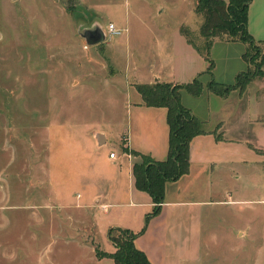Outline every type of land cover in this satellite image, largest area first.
<instances>
[{"label": "rangeland", "instance_id": "obj_1", "mask_svg": "<svg viewBox=\"0 0 264 264\" xmlns=\"http://www.w3.org/2000/svg\"><path fill=\"white\" fill-rule=\"evenodd\" d=\"M196 2L0 0V264H82L65 200L70 189L93 181L104 154L131 152L119 132L125 88L148 79L150 66H158L151 56L171 55L166 42L181 67L178 79L194 81L201 93L212 81L232 85L248 69L245 53L252 66L261 64L246 44L216 38L208 53L212 76L206 73L209 63L181 33L204 48ZM252 3L248 33L264 50V0ZM112 24L119 34L108 31ZM98 26L107 29L105 39L89 45L81 35ZM245 91L244 98H228L226 119L238 135L264 146V127L251 123H264L263 80L255 77ZM97 134L106 136L100 148ZM257 150L263 163L249 158L247 173L230 181V198L242 201L210 212L215 239L204 236L209 227L200 219L195 264H264V149Z\"/></svg>", "mask_w": 264, "mask_h": 264}, {"label": "crops", "instance_id": "obj_2", "mask_svg": "<svg viewBox=\"0 0 264 264\" xmlns=\"http://www.w3.org/2000/svg\"><path fill=\"white\" fill-rule=\"evenodd\" d=\"M252 4L247 14V31ZM103 31L106 32L107 29L103 28ZM166 44L169 45L170 51H167L171 55L166 58L162 55L151 56L153 61H158V66H150L148 79H135L133 84H127L124 92L126 99L122 105L123 126L119 130L125 138V147L154 160L167 157L169 128L166 109L146 106L135 86L155 83L188 84L178 79L182 75L181 67H174L176 58L172 60L173 45L171 42ZM163 49L166 50L160 48L161 51ZM189 53L196 61L195 56ZM199 71V64L191 67V74L196 75L192 81L197 79ZM231 95L238 98L247 96L246 91L239 94L235 90L220 97L208 92L206 88L198 97L187 92L181 93V105L203 123L204 133L191 140L188 171L166 184L161 207L156 215L146 219L153 208L152 198L147 191L137 189L134 185L132 165L140 161L139 156L120 148L117 153L114 152L113 157L109 156L113 151H109L100 158L98 168L96 166V177L90 184L80 189H70L65 203L71 211L66 219L77 237L73 242L83 252L82 264H114L110 256L96 255L97 249L106 253L113 252L114 246L108 238L112 227L140 232L134 243L146 254L151 264H195L201 260L200 250L194 242V235H199L201 230L200 219L203 220L204 215L209 227L204 236L215 239L216 232L214 228H210V222L214 219L210 214L213 207H230L242 201L230 198V181H239L243 173H247V168L243 165L247 164L249 158L254 164L263 163V155L257 149L262 150L264 146L257 143V138L253 136L252 141H249L247 137L238 135V131L228 124L226 112ZM255 120L251 123L264 127V123ZM103 136L105 142L101 146L95 144L97 148L106 144V136ZM236 231L239 234L243 232L240 229ZM231 233L228 235H234ZM205 241L203 240L204 243ZM204 251L207 256L210 255L207 245H204Z\"/></svg>", "mask_w": 264, "mask_h": 264}, {"label": "trees", "instance_id": "obj_3", "mask_svg": "<svg viewBox=\"0 0 264 264\" xmlns=\"http://www.w3.org/2000/svg\"><path fill=\"white\" fill-rule=\"evenodd\" d=\"M253 0H197L194 12L201 18L200 35L205 39L204 48H199L188 38L187 31L181 33L187 42L209 63L206 73L212 76L213 63L208 59L212 42L216 38L228 42H242L257 51L261 64L253 65L247 59L248 69L239 73L232 85H223L212 81L206 87L207 91L225 97L231 91L244 93L249 83L259 77L264 83V50L256 44L247 31V14ZM253 67L254 75L250 69ZM194 81L184 85L170 83H155L153 85H136L137 92L141 95L143 103L148 107H162L166 109V120L169 128L168 152L163 160H154L150 156L131 150L140 161L132 165L134 185L137 189L147 191L153 202V208L146 219L156 215L161 207L165 186L168 182L177 180L187 173L189 168V145L191 140L204 133L203 123L199 121L190 110L180 103V91L183 90L193 97L201 94V89L193 91ZM142 232V231H141ZM140 233V232H139ZM139 233L129 229L112 227L109 229L108 238L114 246L112 253L96 250L97 257L110 256L114 264H151L146 254L136 247L134 240Z\"/></svg>", "mask_w": 264, "mask_h": 264}, {"label": "water", "instance_id": "obj_4", "mask_svg": "<svg viewBox=\"0 0 264 264\" xmlns=\"http://www.w3.org/2000/svg\"><path fill=\"white\" fill-rule=\"evenodd\" d=\"M89 45H94L102 42L105 39V32L101 26L95 28L94 30H85L81 35ZM98 146L104 144L105 139L102 134H97L95 136Z\"/></svg>", "mask_w": 264, "mask_h": 264}, {"label": "built area", "instance_id": "obj_5", "mask_svg": "<svg viewBox=\"0 0 264 264\" xmlns=\"http://www.w3.org/2000/svg\"><path fill=\"white\" fill-rule=\"evenodd\" d=\"M108 31H109L111 34H115V35L119 34V31L116 30V29L114 28L113 25H109V27H108ZM109 156H110V157H113V156H114V152H111V153L109 154Z\"/></svg>", "mask_w": 264, "mask_h": 264}]
</instances>
